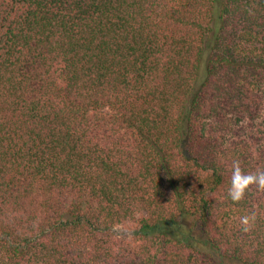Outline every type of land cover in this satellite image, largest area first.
I'll list each match as a JSON object with an SVG mask.
<instances>
[{"label":"trees","instance_id":"16d2710c","mask_svg":"<svg viewBox=\"0 0 264 264\" xmlns=\"http://www.w3.org/2000/svg\"><path fill=\"white\" fill-rule=\"evenodd\" d=\"M234 161L264 170V0H0V264H264Z\"/></svg>","mask_w":264,"mask_h":264},{"label":"clouds","instance_id":"9594fccd","mask_svg":"<svg viewBox=\"0 0 264 264\" xmlns=\"http://www.w3.org/2000/svg\"><path fill=\"white\" fill-rule=\"evenodd\" d=\"M255 186L258 190L264 191V170L258 169L255 173L245 172L239 161L233 162L231 187L228 196L234 204H238L245 199L248 190ZM243 231L251 230V223L249 217L242 219Z\"/></svg>","mask_w":264,"mask_h":264},{"label":"rangeland","instance_id":"374dc122","mask_svg":"<svg viewBox=\"0 0 264 264\" xmlns=\"http://www.w3.org/2000/svg\"><path fill=\"white\" fill-rule=\"evenodd\" d=\"M115 232L117 235L124 238H130L133 236V229L129 226H118L115 228Z\"/></svg>","mask_w":264,"mask_h":264}]
</instances>
